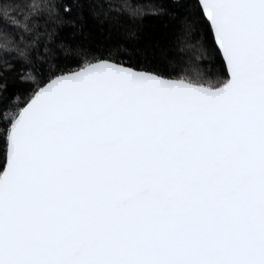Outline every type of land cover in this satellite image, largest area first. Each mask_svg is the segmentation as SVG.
<instances>
[{
  "label": "snow or ice",
  "instance_id": "snow-or-ice-1",
  "mask_svg": "<svg viewBox=\"0 0 264 264\" xmlns=\"http://www.w3.org/2000/svg\"><path fill=\"white\" fill-rule=\"evenodd\" d=\"M71 3L0 0V264H264V0H198L223 80L195 21L162 74L58 39L127 0Z\"/></svg>",
  "mask_w": 264,
  "mask_h": 264
},
{
  "label": "trees",
  "instance_id": "trees-1",
  "mask_svg": "<svg viewBox=\"0 0 264 264\" xmlns=\"http://www.w3.org/2000/svg\"><path fill=\"white\" fill-rule=\"evenodd\" d=\"M7 2V0H6ZM73 8L71 16L76 15L77 5L71 0H66ZM119 4L121 0H114ZM132 9L137 10L134 20L125 13L119 20L111 17L106 23H98L91 19L85 12L86 24L82 33L75 29L65 27L60 32L64 40L76 44L80 43L90 49L99 58H105L106 54L115 51L118 45H127L134 50L135 55L128 66H134L138 70H154L166 74L170 70V60L175 56V40L180 24L185 20L195 21V35L199 36L208 48L207 59L202 63L205 68L211 67L213 71L206 73V78L221 80L227 79V73L221 55L214 43L211 28L204 19L197 0H127ZM88 6L85 5V8ZM157 13V14H153ZM115 16V13L112 14ZM134 31L138 39L129 42L128 32ZM119 59H126L120 57ZM79 65L73 61H64L61 64L63 70L76 69ZM39 78V77H38ZM30 92L28 85L10 80L8 94H18L21 99ZM2 136V129H0ZM4 156V143L0 138V162Z\"/></svg>",
  "mask_w": 264,
  "mask_h": 264
},
{
  "label": "water",
  "instance_id": "water-1",
  "mask_svg": "<svg viewBox=\"0 0 264 264\" xmlns=\"http://www.w3.org/2000/svg\"><path fill=\"white\" fill-rule=\"evenodd\" d=\"M198 1V0H197ZM199 4V3H198ZM210 26V25H209ZM218 49V48H217ZM219 51V50H218ZM220 53V52H219ZM220 55H221V58H222V60H223V57H222V54L220 53ZM223 62H224V60H223ZM224 65H225V69H226V73H227V68H226V64H225V62H224Z\"/></svg>",
  "mask_w": 264,
  "mask_h": 264
}]
</instances>
